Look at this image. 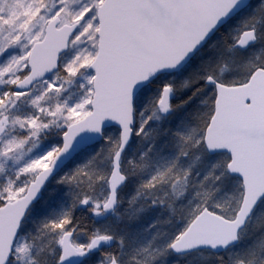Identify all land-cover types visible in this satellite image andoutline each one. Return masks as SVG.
I'll use <instances>...</instances> for the list:
<instances>
[{"label":"snow or ice","instance_id":"1","mask_svg":"<svg viewBox=\"0 0 264 264\" xmlns=\"http://www.w3.org/2000/svg\"><path fill=\"white\" fill-rule=\"evenodd\" d=\"M0 264H264V0H0Z\"/></svg>","mask_w":264,"mask_h":264}]
</instances>
